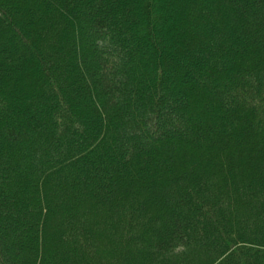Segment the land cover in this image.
<instances>
[{
	"label": "trees",
	"instance_id": "1",
	"mask_svg": "<svg viewBox=\"0 0 264 264\" xmlns=\"http://www.w3.org/2000/svg\"><path fill=\"white\" fill-rule=\"evenodd\" d=\"M0 264H264V0H0Z\"/></svg>",
	"mask_w": 264,
	"mask_h": 264
}]
</instances>
